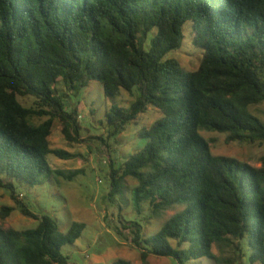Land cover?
Masks as SVG:
<instances>
[{
	"label": "trees",
	"instance_id": "trees-1",
	"mask_svg": "<svg viewBox=\"0 0 264 264\" xmlns=\"http://www.w3.org/2000/svg\"><path fill=\"white\" fill-rule=\"evenodd\" d=\"M186 32L202 49L193 71L168 57ZM93 79L106 97L124 90L134 97L129 107L106 110L109 135L124 131L150 105L161 112L139 130V149L122 162L110 158L109 200L132 177L137 212L144 201L153 216L182 206L148 238L136 220L119 214L142 264L150 254L177 264L215 257L212 248L220 243L242 259L244 242L250 264H264V164L216 155L201 133L264 143V121L251 110L264 103V0H0V187L15 202L0 215L17 206L39 220L31 229L0 225V264H68L62 248L85 224L75 221L62 231L55 218L28 208L16 184L71 180L82 171L52 169L49 153L77 154L51 148L49 137L58 125L68 142H81L79 107L68 102L69 92L77 95ZM110 264L134 263L119 258Z\"/></svg>",
	"mask_w": 264,
	"mask_h": 264
},
{
	"label": "rangeland",
	"instance_id": "rangeland-1",
	"mask_svg": "<svg viewBox=\"0 0 264 264\" xmlns=\"http://www.w3.org/2000/svg\"><path fill=\"white\" fill-rule=\"evenodd\" d=\"M201 55L202 49L193 44L192 36L186 32L181 48L171 51L168 57L177 58L184 68L193 71L198 68ZM56 86L64 88L62 83H57ZM71 93L69 92L68 102L78 103V119L82 126L79 133L82 140L79 143L68 142L58 125L53 127L49 140L51 148H61L77 155L73 158H60L49 153L47 158L52 169L63 170L65 174L76 169L82 171L71 180L60 176L35 186L17 183L16 192L23 194L24 197L20 195V198H24L28 208L38 217L47 214L55 218L62 231H67L75 221L85 224L81 236L62 248L63 253L69 257L68 264H110L119 258L142 264L140 249L132 242L133 234L130 229H124L119 221V214L136 220L141 225L142 238H148L158 232L164 222L182 206L173 205L160 215L153 216L149 202L144 201L140 213L137 212L133 204L136 180L132 177H127L124 190L115 193L112 200H109L110 158L122 162L139 149L144 143L139 130L159 118L161 112L150 105L124 131L109 135L106 110L114 104L129 107L134 97L125 90L106 97L103 85L95 79L77 95ZM21 101L25 105L34 104L32 98H21ZM251 110L264 121V103L252 106ZM201 133L209 140L211 150L216 155L233 156L256 167L264 164V143H229L226 133L205 129ZM4 205L15 206V202L10 190L0 187V209ZM38 222V219L24 215L17 206L9 216L3 218L0 215V225L6 228L31 229ZM243 247L244 255L240 259L226 243L214 244L212 251L215 257L192 259L187 264H250V250L245 242ZM147 260L148 264H177L169 256L150 254Z\"/></svg>",
	"mask_w": 264,
	"mask_h": 264
}]
</instances>
